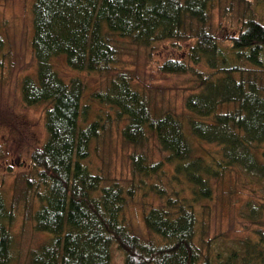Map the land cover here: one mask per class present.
<instances>
[{
  "label": "trees",
  "instance_id": "1",
  "mask_svg": "<svg viewBox=\"0 0 264 264\" xmlns=\"http://www.w3.org/2000/svg\"><path fill=\"white\" fill-rule=\"evenodd\" d=\"M217 1L35 0L32 44L38 69L25 77L22 93L27 105L49 104L48 138L32 154L37 192H30L34 180L29 179L25 217L34 221L38 232L52 236L31 250L27 264H111L114 248L124 255V264H237L238 250L227 257L204 253L198 243L197 206L213 198L214 180L222 179L232 167L264 179V76L258 72L264 71V12L254 10L255 16L244 22L239 33L227 38L231 45L223 47L218 36L206 29ZM195 23L203 27L194 29ZM116 37L140 46L195 38L190 61L169 59L162 70L195 72L201 88L186 100L187 109L197 115L190 120L189 130L174 113H154L128 73L117 75L105 92L95 94L96 100L126 121L122 134L127 143L142 146L151 132L169 153L165 161L135 154L138 183L127 190L118 183L106 185L105 177L86 162L105 125L100 119L85 124V82L79 77L67 82L53 63L54 58L66 55L73 69L109 73L121 54ZM3 47L0 36V50ZM203 62L215 73L205 75L194 69L193 63ZM231 104L233 109L219 112ZM192 137L220 145L222 158L210 160L204 148L206 155L198 153ZM168 164L174 166L170 180L186 184L191 198L169 197L161 179L149 185L148 179L166 174ZM137 184L166 199L165 205L152 206L145 214L149 232L160 237L162 244L144 241L126 224V195L134 198ZM247 206L251 207L244 213L248 219L264 221L263 204ZM14 217L0 186V264L14 259L10 226ZM257 235L258 240L243 242L242 264H264V228Z\"/></svg>",
  "mask_w": 264,
  "mask_h": 264
},
{
  "label": "rangeland",
  "instance_id": "2",
  "mask_svg": "<svg viewBox=\"0 0 264 264\" xmlns=\"http://www.w3.org/2000/svg\"><path fill=\"white\" fill-rule=\"evenodd\" d=\"M34 2L35 0H0V36L4 40V47L0 50V186L15 215L10 225L14 235V259L10 264H27L31 250L40 246L48 236H52L47 232H38L34 221L25 217L24 196L31 186L29 179L34 180L30 192H37V188H34L37 175L32 168V154L48 138L46 113L49 104L27 105L22 93L25 77L35 75L38 69L32 44L35 31ZM212 9L206 29L218 36L223 47H229L231 41L227 38L239 33L244 22L255 16L254 10L257 13L264 12V0H218ZM200 27L203 26L194 24V29ZM116 38L121 46V54L115 68L109 73L73 69L69 66L66 55L54 58L53 63L67 82L75 77L85 82L84 103L88 105L84 116L85 124L100 119L105 125L100 138L93 142L91 155L86 162L95 173L105 177L106 185L118 183L127 190L137 182L133 165L135 154L140 153L147 160L165 161L169 153L161 148L156 135L151 132L142 146L127 143L122 134L126 121H121L109 106L96 100L95 94L105 92L117 75L128 73L132 76L134 85L149 99L154 113L158 116L174 113L189 130L190 120L197 115L187 109L186 100L201 88L200 77L195 72L179 74L162 70V65L169 59L190 61L189 52L195 38L169 39L152 46L135 45L127 39ZM246 64L248 67L253 66L249 62ZM193 66L205 75L215 73V69L205 62L193 63ZM258 72L264 76V71L258 69ZM233 108V104L224 105L219 112ZM192 141L198 153L206 155L203 148L209 151L210 160L222 158L220 145L201 141L196 137H192ZM165 168L168 170L166 174L148 179L149 185L161 179L160 185L167 189L169 197L191 198L193 193L191 189H185L188 187L186 184L170 180L174 166L168 164ZM137 185L134 198L126 195L129 199L124 212L126 224L144 241L152 240L162 244L160 237L149 232L145 214L152 206L165 205L166 199L155 191H148L146 185H142V189L140 184ZM213 188V198L204 199L197 206L200 219L198 237L201 238L198 243L204 247L206 255L219 253L222 257H227L232 251L238 250L241 256L237 264H242L245 255L243 242L258 240V231L264 228V221L254 223L244 215L251 208L247 206L248 203L264 205V179L235 166L226 170L222 179L214 180ZM111 264H124V255L117 248H114Z\"/></svg>",
  "mask_w": 264,
  "mask_h": 264
}]
</instances>
